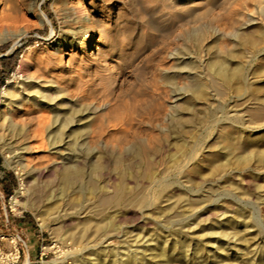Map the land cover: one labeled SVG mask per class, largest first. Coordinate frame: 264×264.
Segmentation results:
<instances>
[{"label":"rangeland","instance_id":"rangeland-1","mask_svg":"<svg viewBox=\"0 0 264 264\" xmlns=\"http://www.w3.org/2000/svg\"><path fill=\"white\" fill-rule=\"evenodd\" d=\"M11 1L12 3L6 0L5 6L1 7L2 13L0 12V60L14 54L20 48L22 50L17 58L10 60L9 65L14 64V66L7 73H1L0 61V80L3 81L0 82L3 83L0 85V104L3 101V86L9 85L15 89H25L27 83L47 86L49 84L45 83L46 79L54 80L55 84L65 89L70 104L68 108H62V111L70 109L68 112L74 118L75 129L86 126L91 119L97 118V115L99 117L100 112L104 114L111 109L120 116L123 112H127L126 117H131L135 113L132 117L142 126L145 122L143 119H151L149 122H153V116L170 111L169 108L175 104L174 106L179 110L176 116L179 118L176 119L181 121L180 125L183 127L179 124L176 126L166 123L168 129L163 136L157 127L153 126L149 130L147 121L142 127L138 125L158 135L159 141H164L161 143L164 154L159 153V159H163L164 162L163 160L157 162L159 155L155 157L153 163H156L154 166L157 168L154 170L157 173L159 169L166 168L172 160L181 158L184 151L193 145L196 146L197 151L195 159L184 171L187 175V179H184L186 182L178 183V177L175 174L171 175V183L166 185L162 197L158 196L162 191L161 188L150 190V195L154 194L153 204L151 208L145 209L133 203L137 197L147 191L145 185L137 184L132 178V175L141 172V169L134 164L137 160L124 153L123 161L121 160L123 163L116 167V170H110L115 169V166L107 165L106 159L110 158L111 161V154L116 150L112 151L109 147L102 151L98 147L92 154L99 157L105 154L103 160L95 159L96 156L90 157L93 158L92 161L105 167V170L98 174L99 181L114 186L117 183L114 174L125 168L127 182L124 185L129 194L125 202L118 206L112 204L109 208L100 210L97 200L89 189V181L97 175L90 173L88 163L87 192L79 191L78 184L81 180H77L76 187L74 185L67 190L63 197L58 195L60 182L56 175L57 168L55 165L53 168L52 164L48 167L47 163L48 159H56L55 154L49 150L45 151L48 149L46 146L39 149L40 151L38 149L32 151L29 148L24 150L29 140H23L20 146L18 145V149L21 150L10 154L2 148L3 141L0 140V257L5 258L10 262L9 264H54V262L57 264H264V93L256 94L257 88L264 86V41L260 44L256 40L259 34L264 37V12L256 14L254 22L242 26L243 28L229 25L231 27L229 29L226 26L229 22L226 19H219L218 16H227L224 11L237 9L239 0H233L234 2L214 0L216 4H221L218 10L208 13V17L200 15L201 10L205 11L203 7H206L203 0H196L197 2L188 5L190 13H180L179 0H172L173 2L170 0ZM197 5L200 7L198 8ZM251 8L253 9L252 5ZM218 11L223 12L220 14L217 13ZM195 13H198V16ZM179 14L182 19L196 21L192 25L197 29L200 42L186 41L185 37H179L190 26L193 27L190 25L181 28L176 17ZM233 29L235 31L237 29L240 35L256 41L257 47H263L261 52L252 54L247 63L244 51L248 46L242 41L240 43V39L234 41ZM163 35H167V39L163 38ZM200 43L203 45L201 46ZM218 43L219 48L232 50L238 57L235 58L237 60H232L231 65L229 64L231 70L238 61L246 63L248 90L242 95L239 85H234L231 89L232 97L235 94L242 96L237 98L239 100L226 99L224 103L215 100L211 96L210 89L206 91L208 93L204 100L189 99L192 94L189 93L190 91L183 93L184 88L181 87H186L189 83L191 85L197 74L202 73V76L203 73L205 74L207 64L220 56L219 53L215 55L218 51H222L218 48ZM165 52L168 54L165 55ZM190 52L195 53L193 55ZM24 54H26L25 60L22 59ZM202 54L203 59H201ZM170 62L171 65H168ZM179 70L181 73L183 70L184 72L181 74ZM27 77L35 79L30 81ZM152 77H154L152 81L158 80L154 85L150 80ZM164 78H168L169 82ZM103 79L104 81L100 82ZM170 80L175 82L171 84ZM145 81L148 82L149 87ZM168 86L171 89H168ZM174 86L175 89L178 87L181 93L175 90ZM159 89H163L162 92ZM151 93L155 95L154 98ZM257 96L262 102L256 101ZM151 97L154 105L149 103ZM104 99L108 104H105ZM143 100L146 102L144 104H147L146 107L142 104ZM90 102H93V105H90ZM133 102L136 104L132 108ZM88 104L92 107L90 108ZM119 104L122 110L118 113L121 109ZM261 105L263 112L261 116L255 117ZM71 106L74 108L72 112ZM94 106L97 108L95 109ZM112 106L114 108H111ZM184 106L185 109L188 106L187 112L184 110L186 113H183ZM143 107L146 108L145 111L142 110ZM126 108L130 109L126 111ZM193 108L195 113L189 114L188 111H192ZM97 109L95 116L94 111ZM136 109L140 111L137 112ZM169 111L167 113H170ZM130 112L131 116L128 114ZM143 112L148 113L146 115ZM196 119L198 121L194 122ZM246 124L249 126L245 127ZM229 128L234 132L233 139L230 140L232 145L222 141L224 130ZM69 133L70 131L67 132ZM107 133L109 135L110 131ZM65 140L71 141L69 138ZM239 144L245 146L243 150L237 148ZM70 145H65L64 151L72 152V156H75L77 161L82 159L86 148L88 151L93 147L88 143L89 147L87 145L86 147L82 140L76 145ZM229 145L236 147H232L231 152H227ZM233 148L236 153H233ZM246 150L248 151L243 154ZM222 151H225V154ZM242 154L249 156H246L248 159L244 160ZM237 157L243 159L238 160L240 164L237 163L239 159ZM26 164H29V167H25ZM44 166L47 168H43ZM109 191L111 193V189ZM13 197H16V201L12 199ZM85 223L93 229L91 228L80 238ZM95 224H108V229L104 231L105 233L100 230L94 232ZM15 253L18 258L13 263L11 260L15 258ZM134 259L136 262L133 261Z\"/></svg>","mask_w":264,"mask_h":264},{"label":"bare ground","instance_id":"bare-ground-1","mask_svg":"<svg viewBox=\"0 0 264 264\" xmlns=\"http://www.w3.org/2000/svg\"><path fill=\"white\" fill-rule=\"evenodd\" d=\"M9 1L10 3H12L11 0H7ZM172 1V0H170ZM180 2H178V6L180 7L179 11L180 13H190L191 10L188 9V5L190 4H193L195 2H197L196 0H179ZM205 1V5L206 7H203L205 8V11L204 10H201L202 11V17L206 16L208 13H211V12H214L213 10L216 11L217 8H219L220 4H216L214 2V0H203ZM225 1V0H224ZM238 1V0H236ZM173 2V1H172ZM227 2V0H226ZM232 2H234L232 0ZM240 4L239 6L237 7V9H229V10H226L224 11V13H226L227 16H224L221 15V16H218L219 19H226L229 23V25L231 27H234V28H239V27H242V26H245V25H248L249 23L251 22H254V16L256 14L259 15V13L261 12H264V0H239ZM238 2V3H239ZM6 4V0H0V12L2 11V6H5ZM236 4V2H235ZM233 5V4H231ZM253 7V9L250 7ZM204 6V5H203ZM236 6V5H235ZM176 7V6H175ZM196 7V6H195ZM198 7V5H197ZM200 7V5H199ZM198 7V8H199ZM222 7V6H221ZM13 8V6H12ZM225 8V7H224ZM228 8V7H226ZM235 8V7H234ZM223 9V8H221ZM199 10V9H198ZM197 10V11H198ZM218 10V9H217ZM174 11V10H173ZM221 14V12L223 11H218L217 13ZM2 13V12H1ZM201 13V12H200ZM196 14V13H195ZM219 14V15H220ZM198 16V13L196 14ZM194 15V17L196 16ZM211 18H212V14H210ZM257 15V16H258ZM261 16L263 14H260ZM215 16V14H214ZM256 16V17H257ZM178 18V22L180 23V27L182 28H185L187 26H190L192 24H194L195 22H190L186 19H182L180 17V14L178 16H176ZM208 17V15L206 16ZM223 17V18H222ZM255 17V18H256ZM259 17V16H258ZM199 18V17H198ZM217 18V17H216ZM217 18V19H218ZM201 19V17H200ZM208 19V18H207ZM258 19V18H256ZM196 20V19H195ZM213 20H214V17H213ZM202 21V20H201ZM206 21V20H205ZM210 21V20H208ZM224 21V20H223ZM203 22V21H202ZM201 23V22H200ZM215 23V22H214ZM224 24V22H222ZM226 23V21H225ZM208 24V23H207ZM218 24V23H217ZM200 25V24H199ZM209 25V24H208ZM221 25V24H219ZM193 26V25H192ZM201 27V26H200ZM229 27V29L231 28ZM197 28V27H196ZM210 28V27H209ZM224 28H226L224 26ZM243 28V27H242ZM178 29V28H177ZM216 29V28H215ZM214 29V30H215ZM228 29V31H230ZM240 29V28H239ZM184 30V29H183ZM207 30V29H206ZM211 30V29H210ZM213 30V31H214ZM179 31V30H178ZM217 31V29H216ZM219 31V30H218ZM232 31H235L234 29ZM201 32V31H200ZM209 32V31H208ZM204 33V32H203ZM240 32H238V30L236 29V31L234 32V35L233 32L231 33L232 35V38H235L234 41L239 40L242 41L244 44H247L246 46H248V48L246 49V51H244L246 54L244 56V58H247V62H249V60L251 59L252 57V54L254 53H258V52H261L262 48L263 47H257V43L256 41H253L250 37L248 36H245V35H240L239 34ZM215 34V33H214ZM229 34V33H228ZM242 34V33H241ZM204 35V34H202ZM207 35V34H206ZM206 35L204 37H206ZM217 35V34H216ZM185 37L186 41H192V42H198L199 40V36H197V29H194V26L193 27H189L188 29H186V32L182 33L179 35V37ZM215 36V35H213ZM226 36V34H225ZM228 36V35H227ZM230 36V35H229ZM156 37V36H155ZM163 38H166L167 39V35H163L162 36ZM216 37V36H215ZM212 38V36H211ZM210 38V39H211ZM219 38V37H217ZM258 38V39H257ZM204 39V38H203ZM171 40V39H170ZM168 40V41H170ZM207 40V39H206ZM212 40V39H211ZM215 40H218V39H215ZM221 40V39H220ZM256 40H258V42H261L263 43L264 41V37L259 34L258 37H256ZM205 41V39H204ZM203 41V44H205ZM209 41V40H207ZM230 41V40H229ZM232 41V39H231ZM180 42V40H179ZM200 42V40H199ZM202 42V41H201ZM216 42V41H215ZM219 42V40L217 41ZM238 42V43H239ZM182 43V41H181ZM232 43V42H231ZM241 43V42H240ZM190 44V43H189ZM196 44V43H195ZM201 44V43H200ZM201 44V46L203 45ZM224 44V43H223ZM154 45V44H153ZM192 45V44H191ZM199 45V43H198ZM219 45V43L217 44V46ZM225 45L227 46V44L225 43ZM195 46V45H193ZM192 46V47H193ZM221 46V45H220ZM175 47V46H173ZM182 47V46H181ZM184 47V46H183ZM189 47V45H188ZM187 47V48H188ZM191 47V46H190ZM200 47V45L198 46ZM206 47V45H205ZM171 48V47H169ZM219 48V46H218ZM221 48H224V47H220L219 49ZM226 48V47H225ZM228 48V46H227ZM156 49V48H155ZM178 49V48H177ZM176 49V52L178 51ZM183 49V48H182ZM200 49V48H199ZM202 49V48H201ZM215 49V48H214ZM181 50V49H179ZM192 50V49H191ZM222 50V51H221ZM220 51L221 52H215L217 55L218 53L220 54V56H217V58L213 61H210L205 70V74L203 73V76H202V73L201 74H197V78L194 77V79L191 81V85L190 83L188 84V82H186L185 84L187 85L186 87H181V88H184L182 89L183 90V93H191L192 95H190V98L189 99H197V100H204L205 99V95L208 93H206V91H208V89H210L212 91V97L215 98V100H218V102H221V103H224L226 101V99H231L232 98H236V100H239L237 98H240L242 95H244L247 90H248V83H247V79L248 77L246 78V73H245V70H246V63L244 64L243 62L241 61H238L236 62L235 64V67L231 70L230 67H229V64L232 62L233 59L237 58V55L231 50H224V49H221ZM224 50V51H223ZM264 50V49H263ZM171 51V50H170ZM190 51V50H189ZM203 51V50H202ZM207 51V50H206ZM215 51V50H214ZM169 52V51H168ZM168 52H165V55L166 53L168 54ZM175 52V53H176ZM183 52V50H182ZM170 53V52H169ZM181 53V52H180ZM184 53V52H183ZM191 53V52H190ZM195 53V52H193ZM191 53V54H193ZM204 53V52H203ZM162 54V53H161ZM172 55V53H170ZM185 54V53H184ZM183 54V55H184ZM164 55V54H163ZM164 55V57H165ZM170 55V56H171ZM175 55V54H174ZM177 55V54H176ZM188 55V54H187ZM194 55V54H193ZM206 55V54H205ZM104 56V55H103ZM173 56V55H172ZM190 56V54H189ZM201 56V55H200ZM175 57V56H174ZM185 57V56H184ZM184 57H181V58H184ZM192 57V56H191ZM194 57V56H193ZM198 57V55H197ZM196 57V58H197ZM206 57V56H205ZM211 57V56H210ZM170 58V57H169ZM172 58V57H171ZM179 58V57H178ZM186 59L188 58L185 57ZM22 59L25 60L26 59V54H24L22 56ZM168 59V58H167ZM166 59V60H167ZM180 59V58H179ZM203 59V54H202V58ZM235 59V60H237ZM253 59V58H252ZM205 60V59H204ZM203 60V61H204ZM159 61V60H158ZM168 61V60H167ZM167 61H164L167 63ZM176 61V60H175ZM179 61V60H178ZM186 61V60H185ZM189 61V60H188ZM177 62V61H176ZM180 62V61H179ZM198 62V61H197ZM206 62V61H205ZM181 63V62H180ZM103 64V63H102ZM163 64V63H162ZM191 64V63H190ZM195 64V63H194ZM199 64H201V62H199ZM232 64V63H231ZM230 64V65H231ZM164 65V64H163ZM162 65V66H163ZM166 65V64H165ZM168 65H171V62L170 64ZM185 65V64H183ZM187 65V64H186ZM101 66V65H100ZM154 66V65H153ZM160 66V65H159ZM193 67V65H191ZM190 66V67H191ZM102 67H104L102 65ZM186 67V66H185ZM183 67V68H185ZM191 67V68H192ZM198 67V66H197ZM163 68V67H162ZM169 68V66H168ZM174 68V67H173ZM182 68V66H181ZM190 68V69H191ZM202 68V66H201ZM161 70V69H159ZM171 70V68H170ZM187 71H189L187 68H186ZM185 70V71H186ZM200 70V69H199ZM164 71V70H162ZM168 71V70H167ZM172 71V70H171ZM180 71V70H179ZM193 71V70H192ZM159 72V71H158ZM161 72V71H160ZM159 72V73H160ZM174 72V71H173ZM184 72V70H183ZM182 72V73H183ZM191 72V71H189ZM196 72V71H195ZM202 72V71H201ZM110 73V72H109ZM164 73V72H163ZM176 73V72H175ZM179 73V72H178ZM181 73V71H180ZM181 73V74H182ZM185 74V73H184ZM170 75V73H169ZM180 75V74H178ZM187 75L188 72H187ZM194 75V74H193ZM97 76V75H96ZM181 76V75H180ZM186 76V75H185ZM28 80H34L35 78L34 77H30L28 78ZM63 79V78H62ZM94 79V78H93ZM113 79V78H112ZM152 79L154 80V77H152L150 80L152 81ZM172 79V78H171ZM178 79V78H177ZM91 80V79H90ZM97 80V79H96ZM95 80V81H96ZM148 80V79H147ZM157 82L158 80L155 79ZM165 81L169 82V79L168 78H164ZM186 80V79H185ZM54 80H48L46 79L45 83L49 84L47 86H45L44 84H40V83H36V84H32V83H27V86L25 89H21V88H18V89H15V88H12L10 87L9 85H5L2 87V95H3V101L1 102L0 104V140L3 141V147L4 150L7 152H9L10 154H14L16 150H21V149H18V147L20 146L19 144H21V142L23 140H29L30 142H28L29 144H27V146L24 148V150H28L31 149L32 151L35 149V150H39V149H43L44 146H46L48 149H45L46 150H49L52 154H55L56 156V159H51L49 160L46 156V159H48L47 163H48V167H50L49 165H53V168H54V165L56 169V175L58 177V180L60 182V189H59V194L60 196H63L64 197V194L66 193L67 190L73 188V186L75 185L76 187V183H77V180H81V183L78 184V189L81 193L83 192H87V163H88V167H89V171L90 173H93L94 175H97L95 176L96 178H92L91 181H89V189L91 190L94 198L97 200V206L99 207L100 210H104L106 208H109L110 205H114V206H118L119 204L125 202V199L127 198V196L129 195L128 192L126 190L128 189H125V183L127 182V177L125 175L126 171L124 166V170L123 171H117L118 173H112L115 175V179L117 180V183L112 186L110 185L109 183H101L99 181V175L98 174H101L102 170L104 169L105 170V167L103 168L100 164L96 163L95 161H92L93 158H91L90 156H96V155H93V151H95L96 149H98V147L102 149H112V151H115V153H117V151L119 153L115 154V153H112L111 155V161H110V158H107L106 159V163L107 165H111L113 164L115 166V169H110V170H116V167H118L121 163V160H122V156L123 154H127V155H130L132 156L133 159L137 160L134 164H136L137 168L141 169V172L137 175H132V178L135 180V182L138 184H142V185H145L147 187V191L145 194H142V196L140 197H137L135 200H134V204L137 205V206H142L144 207L145 209H149L151 208L152 204H153V200H154V194L153 195H150L151 194V191L152 189H154L155 191V188H161L162 191L158 194V196L160 195L162 197V194L164 193V189L166 187V185H168V183L170 182L171 183V180H170V176L171 175H176V177H178L177 179V182L179 183V181L185 183L186 180L184 179H187V175L184 173L185 169H187L190 165V163L193 162V160L195 159V154H196V146L193 145L190 149H186L183 153V155L181 156V158H178L176 160H172L170 163H172L170 165H167L166 168L164 169H159V171H156L154 170L155 168H157L156 166H154V163H153V159L155 157H158V159L160 158V152H164V150L162 151V145L161 143H163L164 141H159V138H157V136L155 134H153L152 132H149L150 128H152L153 126L156 128L159 129V132L160 134H162L163 136L165 135V133L167 132V127L165 126L166 123L167 124H181V121L179 119H176V118H179L176 117L178 114H179V110L176 108V106H167L169 109H170V113H167L166 111L164 113H157V115H155V117L153 116L152 118V121L153 122H149V120H144L143 117H139L140 119H143V121H147V125L149 127V130L146 129V128H141L142 126H144L143 124L145 123H142V126L140 125V122H138L136 120V118L134 119L133 114L131 116V112L128 113L131 117H126V113L127 112H123V114H121L122 116H120L119 114L115 113V111L113 109L107 111L106 109V113L102 114V112H100V116L98 117L97 115V118H94V119H91V121L87 122L88 124L86 126H83V127H78V128H73V123H75L74 121V118L71 117V114L67 111V109L65 111H62V108H68L69 104H70V101H69V96L67 97V94H66V91L65 89L63 90V87L60 88L57 84H55L53 82ZM92 81V80H91ZM104 81L101 80L100 82ZM114 81V80H113ZM154 82L152 81V85L156 84L157 82ZM178 81H181L180 79H178ZM188 81V80H187ZM147 82V81H145ZM171 84L172 82H175L174 81H171ZM177 82V81H176ZM249 82V81H248ZM97 83V82H96ZM95 83V84H96ZM160 83V81H159ZM179 83V82H178ZM177 83V84H178ZM146 84V83H145ZM148 84V82H147ZM176 84V85H177ZM180 84V83H179ZM178 84V85H179ZM90 85V84H89ZM93 85V83H92ZM91 85V86H92ZM104 85V84H103ZM114 85V84H112ZM183 85V82L182 84ZM234 85H239V88L242 89V95H238V94H235L234 97H232L233 94H231V89H233ZM94 86V85H93ZM105 86V85H104ZM149 87V84L147 85ZM157 86V85H156ZM96 87V86H95ZM169 88L168 89H171L170 86H168ZM176 86H174L173 88L175 89ZM65 88V87H64ZM93 88V87H91ZM97 88V87H96ZM178 88V87H177ZM175 89V90H178L179 89ZM180 88V86H179ZM237 88V86H236ZM94 89V88H93ZM101 89V88H100ZM166 88H164V90H168ZM240 89V90H241ZM103 90H106V89H103ZM163 90V89H162ZM161 89H159V91L162 92ZM173 90V89H172ZM181 90V89H180ZM96 91V89L94 90ZM169 91V90H168ZM185 91V92H184ZM69 92V91H68ZM93 92V90H92ZM180 92V91H179ZM88 93V92H87ZM113 93V92H111ZM149 93V92H147ZM153 93V92H152ZM151 93V94H152ZM164 93V92H163ZM172 93V91H171ZM176 93V91H175ZM181 93V92H180ZM179 93V95H180ZM189 93L187 95H189ZM211 93V92H210ZM233 93V92H232ZM237 93V92H236ZM261 93H264V86L262 87H259L257 88L256 90V94H261ZM94 94V93H93ZM92 94V96H93ZM103 94V92H102ZM116 94V93H115ZM145 94V93H144ZM150 94V95H151ZM177 94V93H176ZM70 95V94H69ZM95 95V94H94ZM127 95V94H126ZM149 95V94H148ZM149 95V96H150ZM153 95V94H152ZM162 95V94H161ZM96 96H97V93H96ZM108 96V95H107ZM155 95H153V98H154ZM172 96V95H171ZM209 96V95H208ZM94 98H96L95 96H93ZM160 97V95H159ZM178 97V96H177ZM176 97V99H177ZM183 96H181L182 98ZM72 98V97H71ZM88 98V97H87ZM108 98V97H106ZM143 98V97H142ZM148 98V97H147ZM146 98V100H147ZM150 98V97H149ZM180 98V97H179ZM178 98V99H179ZM180 98V99H181ZM208 98V97H207ZM103 99V98H102ZM119 99V98H117ZM156 99H158L156 97ZM154 99V100H156ZM185 99V98H184ZM262 99V98H261ZM109 100V98H108ZM107 100V101H108ZM188 100V99H187ZM88 101V100H87ZM100 101V100H99ZM98 101V102H99ZM110 101V100H109ZM113 101V100H112ZM136 101H139V100H136ZM150 101V99H149ZM172 101V100H171ZM189 101V100H188ZM193 101V100H192ZM208 101V99H207ZM235 101V100H234ZM256 101L259 102L260 101V98L257 96L256 98ZM95 102V101H94ZM104 102L105 104L108 102L105 101L104 99ZM102 101V103H104ZM111 102V101H110ZM114 102V101H113ZM125 102V101H124ZM140 102V101H139ZM138 102V104H139ZM161 103V101H159ZM184 102H187V101H184ZM194 102V101H193ZM262 102V101H260ZM91 103V102H90ZM100 103V102H99ZM119 103V102H118ZM146 102H142V104H144ZM150 104H152V97H151V102H149ZM159 103V104H160ZM166 103V101H165ZM173 103V102H172ZM104 104V106H105ZM110 104V103H109ZM113 104V103H112ZM126 104V103H125ZM129 104V103H128ZM127 104V105H128ZM134 104V102H133ZM136 104V103H135ZM135 104L132 106L135 107ZM149 104V106H150ZM158 104V103H157ZM164 104V103H163ZM161 104V106L163 105ZM191 104V103H190ZM89 105V104H88ZM90 105H93V102L90 104ZM89 105V107H90ZM103 105V104H102ZM101 105V106H102ZM122 105V103H121ZM131 105V104H130ZM141 105V104H140ZM145 107L147 106V104H144ZM154 105V104H152ZM165 105V104H164ZM184 105V104H183ZM96 106V105H95ZM94 106V108H95ZM101 106H98L99 108H101ZM102 106V107H104ZM110 106V105H109ZM116 106V105H115ZM120 108V104L118 105ZM125 106V105H123ZM122 106V107H123ZM142 106V105H141ZM148 106V108H149ZM221 106V105H220ZM92 107V106H91ZM90 107V108H91ZM129 107V105H128ZM139 107V106H138ZM145 107H143L142 110L145 111ZM152 107V106H151ZM165 107V106H164ZM179 107V106H178ZM183 107V106H182ZM186 106H184V109H183V113H186L187 112V109H188V106H187V109H185ZM71 112L73 111V106H71ZM90 108H88L90 110ZM97 108V107H96ZM95 108V109H96ZM111 108H114V106H112ZM117 108V107H116ZM125 107H123L124 109ZM131 108V110H133ZM142 108V107H141ZM190 108V107H189ZM119 109V108H118ZM127 109H130V108H126V111ZM150 109V108H149ZM162 109H164L162 107ZM161 109V110H162ZM166 109V108H165ZM191 109V108H190ZM121 109H119L118 113L120 112ZM125 110V109H124ZM123 110V111H124ZM130 110V111H131ZM137 110V109H136ZM135 110V111H136ZM158 110V109H157ZM184 110H186V112H184ZM193 110H195L194 108L192 109V111H188L189 114L191 112H193ZM93 111V110H92ZM104 111V110H103ZM117 111V110H116ZM134 111V110H133ZM140 111V110H137V112ZM150 111V110H149ZM148 111V112H149ZM152 111V110H151ZM75 112V111H74ZM97 113L98 112V109L94 111V113ZM105 112V111H104ZM129 112V110H128ZM148 112H143L147 115ZM263 112V106L261 105L259 107V112H258V115L256 114L255 117H259L261 116ZM96 113H95V116H96ZM124 113H125V116H124ZM140 113V112H139ZM150 113V112H149ZM195 113V112H193ZM191 113V114H193ZM153 114V113H152ZM188 114V113H187ZM119 115V116H118ZM137 115V114H136ZM140 115V114H139ZM143 115V114H142ZM181 115V114H180ZM94 116V117H95ZM91 117V116H90ZM93 117V115H92ZM146 118V116H144ZM148 117V116H147ZM182 117V115H181ZM194 117V116H193ZM78 118V117H77ZM89 118V116H88ZM88 118H87V121H88ZM138 118V119H139ZM151 118V117H149ZM86 119V118H85ZM84 119V120H85ZM80 120V119H79ZM82 120V119H81ZM80 120V121H81ZM176 120V121H175ZM194 120V119H193ZM78 121V120H77ZM175 121V122H174ZM192 121V120H191ZM198 121V119H196L194 122ZM174 122V123H173ZM138 123V124H137ZM193 124V122H191ZM254 123V121H253ZM77 124V122H76ZM79 125V124H78ZM81 125V123H80ZM84 125V124H83ZM138 125H140L141 127H139ZM146 125V126H147ZM174 125V126H175ZM194 125V124H193ZM177 126V125H176ZM183 127V125H180ZM222 126V125H221ZM249 125H245V127H248ZM77 127V126H76ZM235 127V125H234ZM253 127V126H252ZM180 128V127H179ZM255 128V126L253 127ZM70 131L69 134H67V132ZM108 131H110L109 135H108ZM222 131V130H221ZM220 131V132H221ZM223 133V132H222ZM233 130L232 129H225L224 130V133L222 135V141L225 143V141L229 142L230 143V140L231 138L233 137ZM87 135H88V139H87ZM235 136V135H234ZM66 138H69L71 141L70 142H67L65 140ZM82 140L83 144L86 146L87 143L88 145H92L91 149L87 151V148L86 150H84L83 152V156H82V159H80V161H82V163L80 161H77V159L75 158V156L73 157L72 156V152H69V153H66L64 151L65 147L68 146V145H76L78 143L79 140ZM164 138V137H163ZM233 139V138H232ZM243 139V138H242ZM66 141V142H65ZM88 141V142H87ZM226 142V143H227ZM233 142V141H232ZM246 142V140H245ZM244 143V142H243ZM231 144V143H230ZM19 145V146H18ZM34 145H36L34 147ZM66 145V146H65ZM70 145V146H71ZM79 145V144H78ZM87 145V146H88ZM222 145V144H221ZM232 145V144H231ZM23 146V145H22ZM21 146V147H22ZM34 148H32V147ZM80 146V145H79ZM77 146V147H79ZM86 146V147H87ZM184 146V145H183ZM235 146V145H234ZM232 146V147H234ZM244 145L242 144H239V146L237 147L238 149H244L243 147ZM31 147V148H30ZM64 147V148H63ZM76 147V148H77ZM83 147V146H82ZM81 147V148H82ZM89 147V146H88ZM188 147V146H187ZM228 147V146H226ZM232 147H228V151L227 152H231L232 150ZM236 147V146H235ZM74 148V147H73ZM162 148V149H161ZM222 148V146H221ZM69 149V148H68ZM89 149V148H88ZM226 149V148H224ZM234 149V148H233ZM66 150V149H65ZM83 150V149H82ZM40 151V150H39ZM100 150H98L99 152ZM104 151V150H102ZM109 151V150H108ZM111 151V152H112ZM241 151V150H240ZM248 150L244 151L243 154L245 152H247ZM28 152V151H27ZM30 152V150H29ZM48 152V151H47ZM76 151H74L75 153ZM107 152V151H106ZM224 152L225 154V151H222ZM235 152V149L233 151V153ZM26 153V152H25ZM50 153V154H51ZM104 153V152H103ZM161 153V154H162ZM236 153V152H235ZM23 154V153H22ZM77 154V152H76ZM81 155V153H78ZM164 154V153H163ZM223 154V153H222ZM223 154V155H224ZM227 154H230V153H227ZM242 154V155H243ZM247 154V153H246ZM245 154V155H246ZM98 155V153H97ZM99 155H101L99 153ZM105 155V154H104ZM102 154V157L104 156ZM107 155V154H106ZM220 155V153H219ZM233 155V154H231ZM241 155V156H242ZM249 155V154H248ZM53 156V157H55ZM77 156V155H76ZM109 156V154L107 155ZM164 156V155H163ZM162 156V157H163ZM171 156V155H170ZM227 156V155H226ZM225 156V157H226ZM238 156V155H237ZM240 156V157H241ZM244 156V155H243ZM247 156V155H246ZM244 156V160L245 159H248L247 157L249 156ZM52 157V158H53ZM79 157V156H78ZM102 157L100 156H96L95 159H102ZM174 157V156H173ZM176 157V156H175ZM178 157V156H177ZM38 158V157H37ZM91 158V159H90ZM172 158V157H171ZM239 158V157H237ZM41 159V158H40ZM124 159V158H123ZM130 159V158H129ZM139 159V161H138ZM168 159V157L166 158V160ZM236 159V158H235ZM103 160V159H102ZM101 160V161H102ZM134 160V161H135ZM160 160V161H159ZM157 162H161V160L163 159H159ZM240 160L237 159V161ZM243 160V159H242ZM240 160V161H242ZM40 162V160H38ZM123 161V160H122ZM133 161V160H132ZM168 161V160H167ZM199 161V160H198ZM247 161V160H246ZM29 162V160L27 161ZM39 162H36V163H39ZM164 162V160H163ZM162 162V163H163ZM166 162V161H165ZM244 162V161H243ZM50 163V164H49ZM237 163L240 164V162L238 161ZM242 163V162H241ZM102 164V163H101ZM159 164V163H158ZM245 164V163H244ZM243 164V165H244ZM33 165V164H32ZM45 165V164H44ZM81 165V166H80ZM156 165V163H155ZM165 165V163H164ZM41 166V163L40 165ZM160 166V164L158 165ZM169 166V167H168ZM25 167H29V164H26ZM24 167V168H25ZM46 166H44L43 168H45ZM135 167V168H136ZM47 168V167H46ZM28 169V168H27ZM40 169V168H39ZM51 169V168H50ZM120 168H118L119 170ZM138 169V170H139ZM53 170V169H52ZM103 170V171H104ZM135 170V169H134ZM157 170V169H156ZM30 171V170H29ZM55 171V170H54ZM28 172V171H27ZM106 172V171H105ZM108 172V171H107ZM112 172V171H111ZM125 172V173H124ZM34 173V172H33ZM107 174V173H106ZM111 174V173H110ZM109 174V175H110ZM108 175V174H107ZM131 175V174H130ZM105 176V175H104ZM103 176V177H104ZM56 177V178H57ZM102 177V178H103ZM114 177V176H113ZM189 177V176H188ZM105 179V177H104ZM109 181V180H108ZM113 181V180H112ZM111 189V193H109ZM157 189V190H158ZM146 190V189H145ZM58 197V196H57ZM167 197V196H166ZM156 198V197H155ZM13 200L16 199V197H13L12 198ZM60 199L62 201L63 198L60 197ZM163 200V199H162ZM165 200V199H164ZM163 200V201H164ZM16 201V200H15ZM128 202V201H127ZM190 202V201H189ZM15 203V202H14ZM189 204V203H188ZM66 205V204H65ZM129 205V204H128ZM96 206V207H97ZM170 206V205H169ZM66 207V206H65ZM82 207V206H81ZM171 209V208H170ZM149 211V210H148ZM94 232L95 231H107L108 229V224H95L94 226ZM92 228V227H91ZM87 223H85L84 227L82 228L81 230V235L79 236L81 238V236H83L85 233H87L90 229H91ZM93 229V228H92ZM105 233V232H104ZM13 243V242H12ZM85 249V248H84ZM164 249V248H163ZM89 250V249H88ZM92 250V248H91ZM95 251V250H93ZM138 252V250L136 251V253ZM1 253V252H0ZM88 253H92V252H89ZM132 253V252H131ZM94 254V253H92ZM98 254V253H97ZM133 254H134V251H133ZM142 254V253H141ZM136 255V254H135ZM130 256V255H129ZM128 256V257H129ZM132 256V255H131ZM137 256V255H136ZM143 256V254H142ZM141 256V258H142ZM17 253H15V258L13 260H11L13 263L15 262V260L17 259ZM131 258V257H129ZM134 258V257H133ZM132 258V259H133ZM140 258V257H139ZM140 258V259H141ZM145 258V257H144ZM138 259V258H137ZM139 259V261H140ZM170 259V257H169ZM8 260V259H7ZM136 259H134L133 261H135ZM145 260V259H144ZM171 260V259H170ZM143 261V259H142ZM172 261V260H171ZM78 262V261H77ZM131 262V261H130ZM136 262V261H135ZM10 262H7L5 258H1L0 257V264H9ZM138 263V262H137ZM54 264H57V262H54ZM141 264V263H140ZM143 264V263H142Z\"/></svg>","mask_w":264,"mask_h":264},{"label":"trees","instance_id":"trees-1","mask_svg":"<svg viewBox=\"0 0 264 264\" xmlns=\"http://www.w3.org/2000/svg\"><path fill=\"white\" fill-rule=\"evenodd\" d=\"M22 50V48L16 50V52L6 58H2L0 61H1V64H2V69H1V73H7L9 69H13V66L14 64H10L9 65V62L11 59H15L17 58V56L19 55L20 51ZM0 82H3L2 79L0 80ZM3 83H0V85H2Z\"/></svg>","mask_w":264,"mask_h":264},{"label":"crops","instance_id":"crops-1","mask_svg":"<svg viewBox=\"0 0 264 264\" xmlns=\"http://www.w3.org/2000/svg\"><path fill=\"white\" fill-rule=\"evenodd\" d=\"M18 258V257H17Z\"/></svg>","mask_w":264,"mask_h":264}]
</instances>
